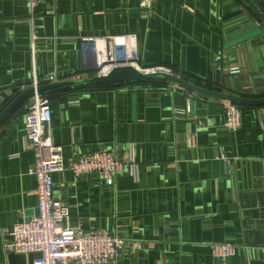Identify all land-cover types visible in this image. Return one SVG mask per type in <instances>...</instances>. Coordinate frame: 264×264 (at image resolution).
<instances>
[{
    "label": "crops",
    "instance_id": "crops-1",
    "mask_svg": "<svg viewBox=\"0 0 264 264\" xmlns=\"http://www.w3.org/2000/svg\"><path fill=\"white\" fill-rule=\"evenodd\" d=\"M251 1L264 13V0ZM120 34L135 38L144 68L244 96L264 86V22L244 0H154L149 15L142 0H45L34 10L28 0H0V113L31 88L34 70L40 85L52 83L51 75L57 82L93 76V51L82 38ZM231 65L241 72L230 74ZM44 95L52 108L48 134L67 164L102 148L126 163L111 185L97 174L76 178L69 168L54 175L73 227L126 242L108 264H219L211 244L224 241L237 246L228 264H264V105L244 107L233 131L223 125L225 100L172 83ZM31 97L0 122L5 232L38 213L26 140ZM4 242L0 233V264L37 256L8 251Z\"/></svg>",
    "mask_w": 264,
    "mask_h": 264
},
{
    "label": "built area",
    "instance_id": "built-area-1",
    "mask_svg": "<svg viewBox=\"0 0 264 264\" xmlns=\"http://www.w3.org/2000/svg\"><path fill=\"white\" fill-rule=\"evenodd\" d=\"M45 0H28L32 10ZM154 0H142L145 14L149 15ZM85 48H91L97 71L104 74L112 67L137 62L138 51L132 35L86 36L82 38ZM99 43V45H97ZM153 68V67H152ZM240 65H231L230 74H239ZM51 82H57L55 75ZM40 80L33 72L31 87L35 89L31 105L26 114V140L34 152V162L29 173L37 180L38 213L28 220L15 224L8 232L0 226L5 235L4 246L8 251L23 254L36 253L30 264H108L118 259L126 242L108 231L83 230L73 227L70 205L65 199L56 198L54 175L69 168L76 178L97 174L105 183L114 184L116 176L126 163L119 158L116 149L102 148L94 152L79 154L66 163L63 146L54 142L45 133V126L52 120L50 99L37 90ZM226 114L223 125L237 131L242 125L243 111L235 103L225 100ZM181 113L180 110L176 111ZM7 236V238H6ZM211 248L219 264H228L235 255L237 246L232 241L212 243Z\"/></svg>",
    "mask_w": 264,
    "mask_h": 264
},
{
    "label": "water",
    "instance_id": "water-1",
    "mask_svg": "<svg viewBox=\"0 0 264 264\" xmlns=\"http://www.w3.org/2000/svg\"><path fill=\"white\" fill-rule=\"evenodd\" d=\"M247 4H249L261 17L264 22V13L254 6L251 0H244ZM264 77V75H263ZM152 79H165L172 84H177L182 87H185L189 90L195 91L201 95L219 98L235 103H242L248 105H263L264 104V96H259L261 90H264L263 87H259L255 89V97L244 96L240 94L225 92L221 88H208L204 84H200L195 82L185 76H180L172 72L171 70H167L163 67L157 66L153 68H139L133 64H121L118 66L112 67L108 72L104 74H94L93 76L88 77H80L74 78L59 82H52L48 84H43L38 86L37 90L39 92H46L50 90H59L64 88L82 86V85H93V84H104V83H127V82H141ZM35 89L33 87L21 92L12 102L0 113V122L6 117L10 112H12L22 101V99L33 93ZM11 94V92H7ZM3 98H7L6 94L2 95ZM259 96V97H258ZM32 102L29 104L31 105ZM45 133H48V124L45 126Z\"/></svg>",
    "mask_w": 264,
    "mask_h": 264
},
{
    "label": "trees",
    "instance_id": "trees-1",
    "mask_svg": "<svg viewBox=\"0 0 264 264\" xmlns=\"http://www.w3.org/2000/svg\"><path fill=\"white\" fill-rule=\"evenodd\" d=\"M178 75V74H177ZM181 76V75H180ZM138 84H152L153 86H167L170 82L165 79H152V80H146L141 82H136ZM119 84H126V83H104V84H93V85H82V86H76L78 88H87V89H94V88H109V87H115ZM127 84H133V82H127ZM44 93V92H43ZM256 96V95H255ZM259 96H264V93H260ZM258 96V97H259ZM242 110L244 107H250V106H259V105H248V104H242V103H236ZM264 105V104H263Z\"/></svg>",
    "mask_w": 264,
    "mask_h": 264
}]
</instances>
